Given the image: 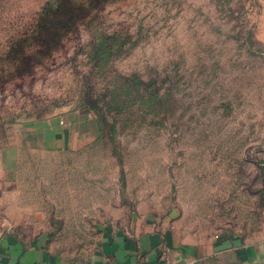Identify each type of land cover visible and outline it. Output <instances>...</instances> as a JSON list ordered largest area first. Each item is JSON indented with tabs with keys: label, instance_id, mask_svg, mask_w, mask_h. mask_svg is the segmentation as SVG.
<instances>
[{
	"label": "rangeland",
	"instance_id": "1",
	"mask_svg": "<svg viewBox=\"0 0 264 264\" xmlns=\"http://www.w3.org/2000/svg\"><path fill=\"white\" fill-rule=\"evenodd\" d=\"M46 2L0 0V149L23 145L0 233L68 255L138 226L264 242V0H116L99 31L129 36L121 56L95 66L84 29L22 74L10 43Z\"/></svg>",
	"mask_w": 264,
	"mask_h": 264
},
{
	"label": "crops",
	"instance_id": "2",
	"mask_svg": "<svg viewBox=\"0 0 264 264\" xmlns=\"http://www.w3.org/2000/svg\"><path fill=\"white\" fill-rule=\"evenodd\" d=\"M22 147L13 144L0 149V187L17 180ZM168 236L151 226L133 227L127 232L107 231L90 253L68 255L48 234L24 237L7 231L0 233V264H264V242L224 238L206 250L187 251L167 242Z\"/></svg>",
	"mask_w": 264,
	"mask_h": 264
},
{
	"label": "trees",
	"instance_id": "3",
	"mask_svg": "<svg viewBox=\"0 0 264 264\" xmlns=\"http://www.w3.org/2000/svg\"><path fill=\"white\" fill-rule=\"evenodd\" d=\"M116 0H47L37 14L35 23L18 38L12 39L7 58L22 74L45 62L66 41L80 38L85 29L103 28L100 21L105 7ZM103 31H105L103 29ZM91 32V31H90ZM93 36V37H92ZM85 45L89 61L95 66L106 65L114 57L121 56L127 48L129 36L121 41V30L91 35ZM29 49L35 51L29 52ZM0 55V63L5 61Z\"/></svg>",
	"mask_w": 264,
	"mask_h": 264
}]
</instances>
